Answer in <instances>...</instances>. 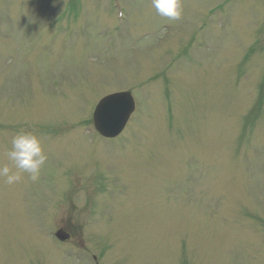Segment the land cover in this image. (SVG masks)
<instances>
[{"label": "rangeland", "instance_id": "1", "mask_svg": "<svg viewBox=\"0 0 264 264\" xmlns=\"http://www.w3.org/2000/svg\"><path fill=\"white\" fill-rule=\"evenodd\" d=\"M182 5L0 0V167L21 131L48 157L0 177V264H264V0ZM123 91L104 139L95 109Z\"/></svg>", "mask_w": 264, "mask_h": 264}, {"label": "clouds", "instance_id": "2", "mask_svg": "<svg viewBox=\"0 0 264 264\" xmlns=\"http://www.w3.org/2000/svg\"><path fill=\"white\" fill-rule=\"evenodd\" d=\"M152 5L160 16L171 20L179 19L183 13L182 0H152ZM8 158L12 166L6 164L0 167V177L6 178L8 185L21 181L22 173H27L32 182H38L48 159L40 137L26 131L12 137Z\"/></svg>", "mask_w": 264, "mask_h": 264}, {"label": "water", "instance_id": "3", "mask_svg": "<svg viewBox=\"0 0 264 264\" xmlns=\"http://www.w3.org/2000/svg\"><path fill=\"white\" fill-rule=\"evenodd\" d=\"M134 108L130 93H120L105 98L95 112L97 128L106 137L117 136L126 126Z\"/></svg>", "mask_w": 264, "mask_h": 264}]
</instances>
